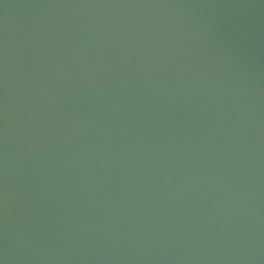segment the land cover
<instances>
[{
  "label": "water",
  "instance_id": "water-1",
  "mask_svg": "<svg viewBox=\"0 0 264 264\" xmlns=\"http://www.w3.org/2000/svg\"><path fill=\"white\" fill-rule=\"evenodd\" d=\"M0 264H264V0H0Z\"/></svg>",
  "mask_w": 264,
  "mask_h": 264
}]
</instances>
